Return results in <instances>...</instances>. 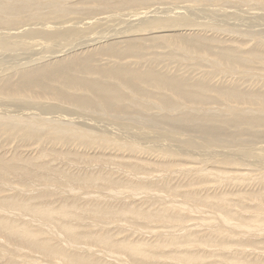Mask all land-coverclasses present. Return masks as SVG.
Wrapping results in <instances>:
<instances>
[{"label": "bare ground", "instance_id": "obj_1", "mask_svg": "<svg viewBox=\"0 0 264 264\" xmlns=\"http://www.w3.org/2000/svg\"><path fill=\"white\" fill-rule=\"evenodd\" d=\"M67 1L69 2L71 0H0V25H5V24L7 25V23H10L11 21L16 20V19L19 20V19L23 18L24 16H26V18H27V14H29V16L33 19H37V20L41 19L42 20L43 18L41 16L40 11L43 9L48 11V14H47L48 16L55 17L58 20H60V18H62V20H63V19H65L63 17H65L68 14L71 15V13H73V12H70V9L66 5ZM89 1L91 3H94L93 5H96L95 3H97V2L100 4V3H103L104 1H109L110 3L112 2L113 4H118V5H116L117 8L118 7L122 8L125 5L127 6L128 4H134V3L142 4V3L146 2V0H89ZM194 1H196V2H221V1H226V0H194ZM236 2L244 3L247 6L253 5L256 7H260L261 9H259V10H264V7H263L264 6V0H260V1L259 0H236ZM104 3L107 4V2H104ZM72 4H73V2H72ZM208 7H210V8L212 7V8L209 10H200V12H203V14L201 13L203 15V17H204V15L206 16L207 13L210 15L209 18L211 20H208L207 25H205V26L192 25L190 23L189 19L187 18L189 16L184 12L185 10L184 11H180V10L178 11V10H176L177 8L174 10L169 9V8H166V9L157 8L156 10H153V11L147 10L145 12H139V14L136 13V14L131 16V22H133V23L130 24L129 26H130V30L132 31V33L133 32H135V33H143V32L151 33V31H153V30L164 31V30H174V29H178L181 27H187L190 30H194L193 28H198L199 30L209 31L208 33L214 32V33H216L215 35H218L219 33L226 34V35L230 34L231 39L233 38L232 42L228 41V42H230L229 44H227V42L224 43V42L216 39L215 37H196L193 40H191V42L187 43L188 46H193V47H187V45L184 41H181L178 44H174L173 45L174 50L172 52H170L169 54H167L168 55V63H170L169 59L177 62V60H184L185 58L188 57L187 59L192 62L190 67H182L179 65V67L176 68V67H173L170 65L167 68H173V69H167V72H163V71L159 72L155 68H152L150 66H148L150 68H146V69H141V68L136 69L135 67H134L135 69H133V68H131V66H123L122 67V65H121V67H118L117 69H113V68H100V69H98V67H94L93 65H90L91 63H93V61L91 58L87 57L88 59L87 58H85V59L81 58V60H70V62L66 63V64L59 63V64H56L53 66L49 65V66H45L42 68L36 67L35 69H32V70L22 69V71H20V70L18 71L17 80L15 79L14 81H12V79L9 78V76L11 77V75H12L11 73H10V75L8 74L10 69L9 70L7 69L8 71L5 69L7 71L8 78L1 79L2 81L0 82V96L2 93L4 94V92L5 93L10 92L13 95H16V98H19V100H24L25 104L18 106V107L16 106V108L14 110L12 109L10 111L7 110L6 108L0 107V137L6 136L8 140H14L15 138H19V142H20V137H21V140L24 141L28 147L35 146V149L42 150L40 152V155H43V158L46 157L45 154H43V153L47 152L46 148H52L49 151H53L54 146H56V147L57 146H61V147L68 146L69 150H71V153H73L74 155L76 154L77 155L76 157L81 159L84 156L92 155L91 153H93V156H95L96 153H98L97 155H102V154H103V156L105 154L107 155L108 153H110L111 149L109 147L112 144H114L115 148H118L116 151L120 156L124 157L123 155H124L125 151H122V149H131L130 153L132 154L131 156H133V155H135V152L132 150L133 147L137 144H140V145L144 144V142H142V143L141 142H131L130 137L128 136L127 133H124V131L118 132V133L117 132L112 133V132L105 130L104 125H103V129L100 128L98 126L99 123H97V125L94 126V124H96V122L89 120L90 118L87 120L83 119L82 116L84 114L78 115L76 117H69L67 115H65V116L62 115V117H58L57 112L64 110L63 107L52 106L53 108L48 110L49 112L52 111V113H49L50 114L49 118L45 117L46 113L43 115L41 113L42 111H40L39 109L34 108L35 111L38 113H35V111H32L33 108L31 110L25 109L26 107L31 106V104L28 106L26 104H29L28 102L33 101V100H31L29 98L24 99V96H22V92L24 90H28V89L29 90L30 89H35V90L38 89V92H40V90H41V92H42L41 94H45L47 96H50L52 98L59 100L62 103L61 104L62 106H64L65 104H70V105L75 106L76 109L78 110V112L79 111L80 112H84V111L85 112H92L93 115H95V116L103 115V116H106L113 121L120 119L121 118L120 116H125V119L126 118L129 119L127 116L133 115L132 117H136L134 120H142L143 117H141V116H143V115L146 116L145 119L148 121V123L145 124L143 122L144 123L143 124V123H141V121H139L137 123H140L141 124L140 126H146V127L152 128V129H154V131L158 130V131H164V132H171L172 133V134L166 133L168 135V137L170 138V140H167L166 138L163 137V139L166 141L165 144L160 143V144H157L156 146H153L152 144L149 145L150 142L146 143L147 145H149L148 146L149 148H152V149L154 148L156 150H159L160 152L163 153V155H168L166 157H169V158H172L173 155L179 154L180 152L186 158L187 157L193 158V156H194V155L192 156V154L189 155V153L184 151L187 148H182L181 151H179V152L176 150L177 148L176 149L170 148L171 143L169 141H175L176 142V140H178V141L181 140L179 138H181L182 136L179 137V134H178V132H180V131H183L187 135H189V136H187V139H185V140L183 139L184 140L183 144L185 146H194L196 144H201V145L207 144L210 147L211 146L217 147L218 145L220 146L223 142L230 141V140L232 141V143L237 141V140L246 143V141L243 140L244 138L243 139L241 138V134H243V133H245V135L247 134L248 136H250L251 140H253V141L256 140V142H257V139L259 140L260 137L264 136L262 134V133H264V32L263 31L255 32L253 30L255 28H258V27L264 28V25H261V23L259 24L260 20H262V23L264 22V13H260V14L257 13L256 16L254 15L256 18L252 17L253 19H251V20L247 19L246 20V22L250 26L251 25L255 26V28L253 30H251V28H250V30H246V29L244 30L243 28H242L243 30H240V29H238V26L237 27L231 26L232 24L230 26L224 25V23H222V21H224V19L221 21V20H217L218 18L217 19L214 18L215 15L212 12H210L212 9L214 10L213 6H207V8ZM215 10H216V8H215ZM189 11H190V9H189ZM219 11L221 12L223 10H219ZM77 12L78 11H76V13ZM227 12H230V14ZM227 12H225L224 14L222 13L221 16H223L225 14L226 15L224 17H226V18L228 16H230V17L234 16L231 13L232 12L231 10L227 11ZM196 13L198 14V12H196ZM43 14H45V13H43ZM169 14H171V15H169ZM201 14H200L199 18L197 15H194V17H197L195 19L198 21H201V20H199L202 17ZM71 17H72V15H71ZM230 17H228V18H230ZM106 18H109V16ZM206 18H208V15L206 16ZM45 19H43V21ZM66 19H67V17H66ZM203 19H202V21H203ZM28 20H31V19H28ZM48 20H50V19L48 18ZM95 21H96V19H95ZM105 21H107V20L105 19ZM23 22H24V18H23ZM25 22H26V20H25ZM99 22H100V20L99 21L97 20V23H99ZM230 22H231V20H230ZM233 22L235 24L236 20L234 21V19H233L232 23ZM26 23H28V22H26ZM30 23H32V22L30 21ZM228 23H226V24H228ZM236 23H238V19H237ZM247 23H246V25H247ZM17 24H19V23H17ZM20 25H22V24H20ZM32 25H34V24H32ZM42 25H44V24H42ZM98 25H100V24H98ZM241 25H244V24H241ZM221 26H227V28H223ZM34 27L35 26H33L32 28H34ZM74 27H71V28L76 29ZM116 29L113 30L112 32L117 34L116 31H118V27ZM8 30H10L9 32H11L12 29H8ZM82 30H84V28ZM110 31H111V29L108 32H110ZM128 32H130V31H128ZM78 33H79L78 31L71 30V29H59V30H56L54 32L53 31L52 32H40L38 34V36H42V37H46V38L49 37L52 40H60V41L63 40L64 41L69 37L77 36ZM120 33H121V30H120ZM1 34H0V49L2 51H4V50H6V49H4L5 47H8L9 45L12 46L14 44H11L12 40L10 41L8 39V38H10L9 36L4 37V36H6L5 34H7V33H4L3 36H1ZM10 34L13 36L16 33H10ZM29 34H31V33H29ZM207 35H209V34H207ZM22 36H24V35L22 34ZM86 36H88V35H86ZM116 36L118 37V35H116ZM84 37H82V38L83 39L88 38V37H85V38ZM93 37L91 39L88 38V40H86V41L83 40L84 42L83 41L80 42L82 39H79V40L77 39L79 41V43L72 44L70 47H66V49L63 47L65 50L61 53L59 50V55H61L62 53L66 52L67 50H70V49L71 50H73V49L77 50L79 48L85 47L84 43L88 44L89 42H93V44H95L96 42L100 41V44H101L103 39L106 38V37L102 36V34H101V36L96 37V39ZM113 38H114V36H113ZM40 39H39V42H40ZM47 40H49V39H47ZM47 40H45V41H47ZM68 40H70V39H68ZM28 41H30V40H28ZM60 41H58V42H60ZM16 42H17V39H16ZM50 42L49 43L46 42L45 44H50ZM103 42H105V41H103ZM135 42H137V45L136 44H129V45H126L125 47L123 46V48H121V47L120 48L110 47L108 49H104L101 51H105L108 54H111V55L116 56V57H120L122 59L126 58V57H130V56H133L135 58L137 57V59H138V57L143 56V54H142L143 50L149 48V46L143 47V45H141V42H142L141 40H137ZM33 43H34V45H36L35 42H33ZM72 43H74V42H72ZM21 44L24 45L23 43H21ZM59 44H56V45H58L57 48H55L57 51H58V48L60 49ZM31 45H33V44H31ZM259 45L261 46V48H258ZM14 46H16V45H14ZM29 46H30V43H28V47ZM44 47H46V46H44ZM151 48H153V47H151ZM56 50H54V52ZM49 53L52 54L51 51ZM66 53H69V52L67 51ZM56 54H58V53H56ZM35 55H37V53H35ZM54 55H55V53H54ZM57 56L58 55H56L54 57L57 58ZM108 56H107V58H108ZM50 59H52V58H50ZM66 59H68V58H66ZM113 59H114V57H113ZM101 60H102V58H101ZM148 61H149V59H148ZM154 61H153V63H155V65L159 64V60H157L156 62H154ZM28 63H29V61H28ZM4 67H6V66H4ZM189 71H191L192 73H189ZM2 75H0V77ZM16 75H17V73H16ZM95 75L103 76V77H107V78L109 77L110 81H101L99 79H95L93 77ZM220 78L223 80H230L231 84L227 85V84H221L220 83V85H219L218 83H216V81ZM115 80H117V81H115ZM240 81H242L244 84H247V85L242 87L241 85L238 84ZM136 82L138 84H140V87H138L136 85ZM35 90H34V92H35ZM31 91H33V90H30V92ZM141 96L147 99L146 103L143 104V103H140L139 101H137V98L141 97ZM174 99H176V101H174ZM26 100H27V102H26ZM213 102H216V103H213ZM220 102L227 104L228 106H223V107L216 106V107H213L211 109H206L203 107L204 105H208L210 103H213L215 105H221ZM21 103H23V101ZM13 105H16V104H13ZM43 109H44V107H43ZM230 109L233 110L234 112H232ZM70 110H72V109H70ZM72 111H74V110H72ZM171 115H173V116L171 117ZM123 119L121 118V120H123ZM109 129H111V128H109ZM119 129L120 128H118V130ZM122 134H124V136H121ZM146 136L147 135L142 134V140L143 141H145ZM194 136L197 137V140L194 139ZM37 137H39L40 139L44 137V139H42V141L40 139L39 140L37 139L38 141L35 142V140H36L35 138H37ZM147 137L150 138L151 140L154 139L153 138L154 136L152 134H150ZM159 138H161V137H159ZM115 139H118V140L115 141ZM248 139H249V137H248ZM131 140H132V138H131ZM154 140H155L154 142H156V139H154ZM260 140H262V138ZM179 142H181V141H179ZM237 142H235V143H237ZM262 142H264V141H262ZM228 143H230V142H228ZM235 143H234V145H235ZM231 146L234 147L233 145H231ZM196 147H198V146H196ZM240 147H241V145H240ZM248 148H250V149H247V148L242 149L241 152L237 153L238 156L235 153H233V154H235V156H237V158L243 160L244 162H246V161L252 162L253 163L252 165H254V166H256L258 164H260L261 166H264V147L262 148V151H263L261 153L262 155L261 154H255L254 150L251 149V147H248ZM204 150H205V148H204ZM204 150L202 152L200 150L199 151L197 150V153H198V157L201 156V159H207L208 158V160H206V162L204 161L206 165L210 164L208 162H210L211 158H216L219 160L222 159L223 160L222 163H225V164L231 165L233 163H236V161L233 160L234 158H233L232 154H231V156H226L222 152V151H224L223 149H222V151H217V152L213 151V150H212L213 151L212 152L211 150H209V151H207V153H205L206 151H204ZM21 151H22V149H21ZM58 151H59V149H58ZM224 152L227 153L226 150ZM210 153H212V154L210 155ZM257 153H259V152L257 151ZM12 154H14V156L10 160L11 164H8L9 160H7L8 162H6L3 160L4 158H0V177L1 178H3L5 172H7L9 174L8 170L11 171L10 169H12L15 171L17 170V172L15 174L16 175L19 174V176L16 178L17 179L21 178L20 179L21 181H23L22 179H27V181H28L29 178H30V180H32V179L35 180V177H37V179H39L42 183L47 184V185L42 184V185H44V187H48V186L52 185V183L53 184L55 183L51 180H48L50 178L49 176H48V179L40 178L38 176H34L33 175L34 173L28 172V170L26 168L20 167V169H15L16 165L15 166L13 165V163L15 161L20 162V163H26L28 166H32L34 164L31 162V159H24L25 156L23 158H21V157L16 158L15 153H12ZM37 155H38V152H37ZM227 155H228V153H227ZM131 156L129 158H132ZM151 156H153V155H151ZM163 157H165V156H163ZM125 158L129 159L128 156H126ZM139 158H140V156H139ZM111 159L112 160H110L109 162H112L114 166L120 165V164H118L119 162L117 161V159H118L117 156L113 157L111 154ZM122 160H124V159H122ZM122 160L119 159V161H122ZM163 161L164 162L162 165H165V166H168L173 162V160H171V159L167 160L165 158L163 159ZM197 161H200V160H197ZM204 162L202 161V163H204ZM81 163H83V162H81ZM244 164H246V163H244ZM12 165L15 168H13ZM83 165H84V163H83ZM47 166H48V164H47ZM47 166H46V164H42V169L47 170V168H48ZM80 167H81V165H80ZM126 167L131 168L130 172L135 171L136 174H146V172H147L146 168L142 167L141 165H139V166L137 165V167H132V166H126ZM222 167H224V166H222ZM17 168H19V167H17ZM61 168H62V166H61ZM157 168H158V166H157ZM34 169H35V167H34ZM48 169H50V168H48ZM148 172H149V170H148ZM162 172H165V171H162ZM10 175H12V174H10ZM216 176H218V175H216ZM61 177H63V176H61ZM152 177H154V176L152 175ZM152 177H151V179H152ZM261 177H262V175H261ZM6 180H8V179H6ZM66 180L68 181V179H66ZM66 180H65V183H66ZM240 180H241V178H240ZM60 181L62 182L63 180H60ZM155 181L156 180H154V182ZM84 182L90 186L101 187V185L100 186L97 185V182H98L97 178L92 177V176L90 177L87 175L82 176V173L78 174V176H74V177H72V179H70V183H72V184L74 183V185L78 183L80 186H82ZM56 183L57 184H54L55 186L61 185V184H59V182H56ZM2 185L4 186L5 184H2ZM105 185H111L112 187L113 186H116V187L125 186L128 188V185L126 183H123V184L117 183V182H114L112 179L110 182L107 181V183ZM152 185L151 186L149 185L150 186L149 190L153 188ZM10 186H12V185H10ZM13 186H14V184H13ZM67 186H69V185L64 184V187H67ZM83 186H82V188H86ZM153 186H155V185H153ZM34 187L35 186L28 183V189H25L26 187H24L22 192H20L18 195L13 194L12 196H10L11 195L10 194L9 195L10 197L0 198V213L2 215H6V216H9L11 218V220H9L7 218H3L0 215L1 216L0 217V241H2V243H3V240L7 241L9 239H12L11 245H13L14 248H17L16 245L18 246V249L22 250L25 248L27 250V252L23 255L26 256L27 259L30 260V262H28V264H42V263H46V264H100V263L92 262L88 258L87 253H86L87 257L82 256L84 254V252H86L87 250L86 251L83 250L84 252L81 256L79 254L76 255V250L74 249V247H76V246L79 247L81 244H83V242H82L83 240L81 239V237L75 238V236H74L75 229L74 228H71V227H60V228H58L59 234L61 233L63 236L66 235L69 237V240L67 239L68 242H65L67 244L66 245L62 244V246H61L59 241L54 242V240H52V239L43 242V240H41V237H36V231L31 232L30 230H28L25 227L27 224L26 222H23L21 225H20V223H17L18 221L22 220V216H21L22 213L29 214L32 218H36V219L39 218V219L43 220V222H46L47 220L52 219L54 216L58 217V216L66 215L65 212L67 211V205H65V206L62 205L59 208L53 209L52 206L50 207V205H48L47 203H42L40 205L39 204H31V202L39 201L40 198L45 196V194L35 193L36 191L34 190ZM64 187L62 186V188H64ZM78 187H75V188L77 189ZM159 187L156 186L154 189L158 192L162 191L161 189H163L169 195L176 196V190H178V189L174 188V189L170 190V189H168V187H165V188H163V187L159 188ZM4 189H5V187H4ZM56 189H58V188H56ZM12 190L10 189V191H12ZM65 190H66V192L71 191L70 188H68V189L65 188ZM120 190L121 189H119L118 192H116V194L120 193ZM3 191H5V190H3ZM3 191H1V192H3ZM44 191H46V190H44ZM50 191H52V190H50ZM56 191H58V190H56ZM61 191H62V189H61ZM138 191H139L138 189L131 188L130 191L127 192V194H128V196L132 195V197L130 198V197L126 196V197H128V198H125L126 204H120V206H116V207H115V205H116L115 202L111 203L107 207H104V206L99 207V206L93 205L92 207L89 206L90 207L89 208L83 204V206H85V208H83V214H84V211L88 210V212H91V214H92L91 219H92V216L95 215V216H99L101 218H105V220L108 218H117L118 219V217L126 218V216H132V217H135V218L137 217V218L143 219V220L145 219V221H160V222L180 223L185 219V218L178 215V214H185V212H184V210L186 211L185 208L177 209V210L174 208H172V209L171 208H165V210L170 212V213L165 212V210L164 211L162 210L163 212H161L160 210L158 211V210L153 209L154 210L153 213L150 210V211H148L150 213L147 214L148 212L143 211V209H142L143 206H138L139 204L136 205L135 202H132L136 198L134 196V193L138 192ZM208 191H211V190H208ZM47 192H48V190H47ZM53 192H54V190H53ZM77 192L81 193V191H76V193ZM14 193H16V191ZM23 193L28 195L27 199H23V198L20 199V195H23ZM59 193H62V192H59ZM76 193H74V194L76 195ZM113 193H110V194H113ZM199 193H201V192H199ZM4 194H7V193H4ZM83 194H86V193H83ZM94 194H96V193H94ZM103 194H105V192ZM90 195H89V197H90ZM114 195H115V193H114ZM158 195H160V194H158ZM263 195H264V193H263ZM51 196H52V193H51ZM62 197H63V194H62ZM73 197H71V198H73ZM78 198H79V194H78ZM108 198H110V197H108ZM197 198H198L197 194L188 193L185 195L186 202L188 200H190V201H193L195 204H197L198 206H201V207H212L214 205L220 204V202L226 203V201H227L224 197H212V198H205V199L204 198L197 199ZM74 199L75 198H73V200ZM110 199H112V197ZM110 199H109V201H112ZM118 199H120V198H118ZM118 199H116V200H118ZM263 199H264V196H262V201H263ZM90 200H91V198H90ZM64 201H66V200H64ZM64 201H63V203H64ZM67 201H68V199H67ZM97 201H99V200H97ZM105 201H107V199ZM71 202H72V200H71ZM75 204H76V202H75ZM142 204H145V203H142ZM263 204H264V201H263ZM73 205H74V203H73ZM73 205L70 204V206H73ZM159 205H160V203H159ZM161 205H163V204H161ZM161 205L159 208H161ZM251 205L245 206V208L247 210H253V212L256 211V207L251 206ZM80 206H81V204H80ZM175 207H178V206L175 205ZM216 210L219 212V221H221V225H219V227L221 226L222 228H224V226H228L232 223H235V221H236V223H239V225L237 227L243 226L242 224L244 223V221H245V223L246 222H253L252 225H249V223H246L249 225V228H251L252 226L254 228H259V224H262V220L259 219L258 213L257 214L255 213L256 216L251 215L252 218H243V217L239 216L236 211L228 210L225 208L223 210L222 209L221 210L216 209ZM174 211H176L177 213ZM222 211H225V213H222V216L220 217V214ZM158 212H160V213H158ZM261 212H263V211L261 210ZM173 213H176V214H173ZM151 214H155L156 216L151 215ZM95 216H94V218H95ZM246 217H248V215ZM59 219H62V218H59ZM84 219H86V218H84ZM133 220H134V218H133ZM88 221H89V219H88ZM91 221H93V220H91ZM91 221H89L88 223H90ZM135 223H137V222H135ZM62 224H63V222H62ZM82 224H83V222H82ZM92 224H94V223H92ZM52 226H55V225H52ZM76 226H75V228H76ZM96 227H97V225H96ZM174 227L177 228V226H174ZM219 227L217 229H219ZM93 228H94V226H93ZM230 230L231 229H229V231ZM82 231H83V229H82ZM220 231L224 232V231H222V229H220ZM132 232H134V229ZM179 233H181V232H179ZM170 234H171V232H170ZM37 235H39V234H37ZM78 235H79V233H78ZM186 235H187V237L184 236L182 238L183 241H181L180 238L174 237L171 239L167 238L164 241L159 240V242H154V243H152L153 242V240H152L151 244H148V245H146V244L145 245H141V244L138 245V244H134L135 242L134 243H128L124 240H123L124 242H122V241L121 242H119V241L112 242V240L116 236L115 237L113 236L114 237L113 239H111V238L109 239L108 238L109 236H108V234H106V232H105V234H102V233L99 234L98 233L94 237L89 236L90 238H86V239L88 241L94 243V244H97V245L102 244L105 247H107L108 250H116V251H120V252H126L128 258L134 264H158V263H153V262L147 261L150 258V256H153L148 249H154L155 250V247H159L158 249H160V248H164V247H171L170 245H175V244H176V246H178V245L183 246L185 244H198L199 246L204 247V246L209 245V243H210L213 247L217 248L216 253L219 255H220L221 251L226 252L230 248L228 238L224 237V236L229 235L227 233L224 234L222 236V238L215 236L216 239L212 240L214 242V245H213L212 241H209L207 239L197 240L190 233H186ZM217 235H219V234H217ZM161 236H163V235H161ZM201 236H203V235H201ZM151 238H153V237H151ZM162 238H164V237H162ZM45 239H47V237H45ZM250 240H251V238H250ZM237 242H240V244L243 243L241 241H237ZM263 244H264V242H263ZM246 245L248 247H251V248L255 247L253 242H248V243L246 242ZM6 248H8V247H6ZM79 248H81V246ZM89 250H90V248H89ZM194 254L187 253L184 251H176L174 253L164 254V256L169 260V262H171V264H207L206 263L207 261H205L206 259L207 260H209V259L214 260V258H212V255H214V254H211V253H207L209 258H206L204 255H197V254L194 255ZM115 256H117V255H115ZM4 257H6V262L4 264H17V261L20 262V260H19L20 258L18 259L17 256L12 253V251H11V253L5 252L4 255H0V259H2ZM89 257L93 258L94 256L91 257V255H90ZM233 257H234V262L236 263V257L235 256H233ZM157 258H159V257H157ZM162 258H163V256H162ZM203 258H206V259H203ZM254 259H256V260H254ZM254 259H253L254 264H264V263L260 262L261 260H257L258 258H254ZM262 259H264V258H262ZM94 260H95V258H94ZM232 262L233 261H229L228 264H232ZM162 263L164 264V262H162ZM0 264H2V262ZM211 264H221V263H219L215 260Z\"/></svg>", "mask_w": 264, "mask_h": 264}, {"label": "rangeland", "instance_id": "obj_2", "mask_svg": "<svg viewBox=\"0 0 264 264\" xmlns=\"http://www.w3.org/2000/svg\"><path fill=\"white\" fill-rule=\"evenodd\" d=\"M72 2H73V4H72ZM89 2H90L89 0L88 1L87 0H71L69 2L67 1L66 5L70 9V12H73V13H71L72 17L70 14H68L65 17H63V18H65L63 20H62V18H60V20H58L55 17L48 16L47 15L48 11L43 9L45 12L43 10H41L40 13H41V16L43 19L46 18L44 21H43V19L42 20L41 19H38V20L33 19L29 16V14L26 13L27 18H26V16L23 17L24 22H23V18H21L19 20L18 19L13 20L10 23H7V25L6 24L0 25V30H1L0 34L2 33L1 36H3L4 33H7V34H5L6 36H4V37L9 36L10 38H8V39L10 41L11 40L13 41V42L11 41V44L16 45V46L9 45L8 47L4 48L6 50L3 49L4 51H2L0 49V71H1L0 75L3 74L0 77V82L2 81L1 79L8 78V74L10 75V73L12 75H11V77L9 76V78L12 79V81H14L15 79L17 80L18 71L19 70L22 71V69L32 70V69H35L36 67L42 68V67L49 66V65L53 66V65H56L59 63L66 64V63H69L70 60H81V58L85 59L87 57L91 58L93 61V63H91L90 65H93L94 67H98V69H100V68L117 69L118 67H121V65H122V67L123 66H131V68H133V69H135V68L136 69H138V68L146 69V68L152 67V68H155L159 72H162V71L167 72V69H173V68H167L170 65L173 67H176V68L179 67V65L182 67H190L192 62L187 59L188 57L185 58L184 60H177V62L169 59L170 63H168V55L167 54H169L170 52H172L174 50V48H173L174 44H178L181 41H184L187 45L188 42H191V40H193L196 37H215L216 39H218L224 43L227 42V44H229L230 42H228V41L232 42L233 38L231 39L230 34L226 35V34H221V33L218 34L217 33L218 35H215L216 33H214V32L208 33L209 31L199 30L198 28H193L194 30H190L187 27H181V28L174 29V30H164V31L153 30V31H151V33H148V32H146V33L145 32H143V33L133 32L132 33V31L130 30V26H129L130 24L133 23V22H131V16L136 14V13L139 14V12H145L147 10L153 11V10H156L157 8H159V9L169 8V9H173V10L177 8L176 10H178V11L179 10L180 11L185 10L184 12L189 16L187 18L189 19V21L192 25L205 26V25H207V21L211 20L209 18L210 15L206 12L209 19L206 18L207 15L206 16L204 15V17H203V15H202L203 12H200V10H209L212 7L207 8V6H213L214 10L212 9L210 12H212L215 15V17L213 16L214 18H216V19L218 18L217 20L222 21L224 19V21H222V23H224V25L230 26L232 24L231 26H234V27L238 26V29H240V30H243V29L244 30L245 29L250 30V28H251V30H253L255 28V26H252V25L250 26L246 22V20L247 19H250V20L253 19L257 13H259V14L264 13V10H259V9H261L260 7H256L253 5L247 6L244 3L236 2V0H226V1H221V2H196L194 0H146L145 3L128 4L129 6L125 5L122 8H119V7L117 8L116 5H118V4H113L112 2L110 3L109 1H104V2H107V4L104 2L99 4L97 2V3H95L96 5H93L94 3H91V2L89 3ZM215 8H216V10H215ZM189 9H190V11H189ZM219 10H223V11L220 12ZM230 10L232 11L231 13L234 15L233 17L228 16L231 19L228 17L227 18L224 17L226 14L221 16L222 13L224 14L225 12L230 11ZM76 11H78V12L76 13ZM196 12H198V14ZM43 13H45V14H43ZM227 13L230 14V12H227ZM200 14L202 17L199 20H201V21H198L195 19L197 17H194V15H197L199 18ZM169 15H171V14H169ZM108 16H109V18H106ZM66 17H67V19H66ZM48 18L50 20H48ZM28 19H31V20H28ZM95 19H96V21H95ZM105 19L107 21H105ZM202 19H203V21H202ZM227 19L228 20L230 19L231 22H230V20L228 21ZM233 19H234V21L236 20V22L238 19V23L235 22L236 25L234 24V22L232 23ZM25 20L28 23H26ZM97 20L98 21L100 20L101 23L100 22L97 23ZM30 21L32 23H30ZM260 21H259V24L261 23V25H264V22L262 23V20H260ZM17 23H19V24H17ZM226 23H228L229 25ZM246 23H247V25H246ZM20 24H22V25H20ZM32 24H34V25H32ZM42 24H44V25H42ZM98 24H100V25H98ZM241 24H244V25H241ZM33 26H35V27L32 28ZM227 26H221V27L227 28ZM71 27H74L76 29H72ZM117 27H118V31H116L117 34L113 33L112 31L115 30ZM28 28L29 29L31 28V29L29 30ZM58 28L59 29H71V30L78 31L79 33L77 36L69 37L64 41L63 40H61V41L60 40H52L49 37L46 38V37L38 36V34L40 32H52V31L54 32L56 30H59ZM83 28H84V30H82ZM8 29H12L11 32H9L10 30H8ZM110 29H111V31L108 32ZM255 29L253 30L255 32H257V31H263L264 32L263 27L262 28L258 27ZM120 30H121V33L123 35L120 33ZM127 30L130 32H128ZM10 33H16V34L12 36ZM29 33H31V34H29ZM22 34L25 37L22 36ZM101 34H102V36L106 37L105 39H103V41H105V42L102 41L101 44H100V41H98L99 43L96 42L95 44H93V42H89L88 44L84 43L85 47L79 48L77 50L76 49H73V50L70 49V50H67L69 53H66L67 52L66 51V52L62 53L63 55L62 54L59 55V50H60V53L63 52L66 49V47H70L72 44L79 43V41H78L79 39H82L80 42H82L83 40L86 41V40H88V38L91 39L93 36H94L93 38L96 39V37L101 36ZM115 34L118 35V37ZM207 34H209V35H207ZM86 35H88V36H86ZM84 36L88 37V38H85ZM113 36H114V38H113ZM82 37H84L85 39H83ZM16 39H17L18 43L16 42ZM39 39H40V42H39ZM47 39H49V40H47ZM68 39H70V40H68ZM28 40H30V41H28ZM45 40H47V41H45ZM137 40L142 41L141 45H143V47L149 46V48H150V49L149 48L144 49L142 52L143 56L138 57V59H137V57L135 58L133 56L126 57V58L122 59L120 57H116V56H113L111 54H108L105 51H101L104 49H108L110 47H118V48L121 47V48H123V46L125 47L126 45H129V44H136L137 45V42H135ZM48 41L49 42L51 41L50 44H45L46 42L49 43ZM58 41H60L61 43ZM27 42L30 43L29 47H28ZM33 42H35V44L37 46L34 45ZM72 42H74V43H72ZM21 43H23L24 45H22ZM31 44H33V45H31ZM56 44H59V47H60V49L58 48V51L55 49L58 46ZM44 46H46V47H44ZM151 47H153V48H151ZM187 47H193V46L187 45ZM258 48H261V46L259 45ZM54 50H56L57 52L56 51L54 52ZM50 51L52 52V54L49 53ZM35 53H37V55H35ZM54 53H55V55H54ZM56 53H58V54H56ZM56 55H58L57 58L54 57ZM107 56H108V58H107ZM113 57H114V59H113ZM50 58H52V59H50ZM66 58H68V59H66ZM101 58H102V60H101ZM109 58L110 59L112 58V59L110 60ZM148 59H149V61H148ZM157 60H159V64L155 65V63H153V61L156 62ZM28 61H29V63H28ZM4 66H6V67H4ZM148 66H150V67H148ZM5 69L6 70L10 69L8 74H7L8 70L6 71ZM16 73H17V75H16ZM189 73H192V72L189 71ZM93 77L95 79H99L101 81H110L109 77L107 78V77L98 76V75H95ZM115 81H117V80H115ZM216 83H218L219 85H220V83L221 84H227V85L231 84L230 80H223L221 78L218 79L216 81ZM238 84L241 85L242 87L247 85V84H244L242 81H240ZM136 85L138 87H140V84H138L137 82H136ZM30 90H33V91L30 92ZM30 90L29 89L24 90V91L22 90L23 91L22 96H24V99L29 98V99L34 101V102L33 101L28 102L29 104H26V105L28 106L31 104V106L26 107L25 109L31 110L33 108L32 111H35V109H39L40 111H42L41 113L43 115L46 113L45 117L49 118L50 117L49 113H52V111L49 112L48 110L52 109L53 108L52 106L63 107L64 110L57 112L58 117H62V115L63 116L67 115L69 117H76L78 115L84 114L82 116L83 119L87 120L90 118L89 120L96 122V124H94V126L97 125V123H99L98 126L100 128L103 129V125H104V129L109 131V132H112V133H115V132L118 133V132L124 131V133H127L128 136L130 137L131 142H141V143L144 142V144L143 145L137 144L133 147L132 150L135 152V155H133V156H131L132 154L130 153L131 149H122V151H125L124 155H123L124 157L120 156L116 151L118 148H115L114 144H112L109 147L111 149L110 153H108L107 155L106 154L104 156H103V154L97 155L98 153H96V155L93 156V153H91L92 155L84 156V157H82L83 159L82 158L79 159L78 157H76L77 156L76 154L74 155L73 153H71V150H69L68 146H63V147L54 146L53 151H49L52 148H46L47 152L43 153V154H45L46 157L43 158V155H40V152L42 150L35 149V146L28 147L27 144L21 140V137H20V142H19V138H15L16 140L15 139L14 140H8L6 136L0 137V158H4L3 159L4 161L8 162L7 160H9V162H10V160L14 156V154H12V153H15L16 158H18V157L23 158L25 156L24 159H31V162L34 165L36 164L35 166L34 165L28 166L26 163H20V162L15 161L13 163V165L14 166L16 165L15 166L16 168L12 165L13 168H15V169H20V167L26 168L28 170V172L34 173L33 174L34 176H38L40 178L48 179V176H49L50 178L48 180L55 182L54 184H57L56 182H59V184H61L63 187H64V184L69 185L67 187L71 189L70 192L69 191L66 192L65 188L68 189L67 187L62 188L61 185L55 186L53 183H52V185H50L48 187H44V185H47V184L42 183L39 179H37V177H35V180L34 179L30 180V178H29L28 181H27V179H22L23 181H21L20 180L21 178H18V179L16 178L19 176V174H17V175L15 174L17 172V170L16 171L12 170V169H10L11 171L8 170L9 174L7 172H5L3 178L0 177V189L2 188L0 190V195H1L0 198L10 197L13 194L18 195L20 192H22L24 187H26L25 189H28V183H30L33 186H35L34 187V190L36 191L35 193L45 194V196L40 198L39 201L31 202V204H39L40 205L42 203H47L48 205H50V207L52 206L53 209L59 208L62 205H64V206L67 205V211L65 212L66 215H64V216H58V217L54 216L52 219L47 220L46 222H43V220H41L39 218H37V219L32 218L29 214L22 213L21 214L22 220L18 221L17 223H20V225H21L23 222H26L27 224L25 227L28 230H30L31 232L36 231V237H41V240H43V242L52 239V240H54V242L59 241L61 246H62V244L63 245L67 244L65 242H68L69 237L66 235L63 236L61 233L59 234L58 228H60V227L74 228L75 229V232H74L75 238L81 237V239L83 240L82 241L83 244L80 245L81 248H79L80 246L74 247V249L76 250V255L79 254L81 256L83 254V252L87 250L86 252H84V254L82 256L83 257L88 256V258L92 262H96V263H100V264H116V263L117 264H134L128 258L126 252H120V251H116V250H108V248L105 247L104 245H102V244L97 245V244H94V243H92L86 239V238H90L89 236L94 237L98 233L99 234H101V233L105 234V232H106V234H108L109 239L110 238L113 239L116 236L112 240V242H115V241L116 242L117 241H119V242L126 241L128 243H134L135 242L134 244H138V245L139 244L148 245V244H151L152 240H153L152 243H154V242H159V240L164 241L167 238L171 239L174 237L180 238V240L183 241L182 238L184 236L187 237L186 233L192 234V236L194 238H196L197 240L207 239L209 241H212V240L216 239L215 236L222 238V236L227 233L229 235L224 236V237L228 238L230 248L226 252L221 251L220 255L216 253L217 248L213 247L210 243H209V245L204 246V247L199 246L198 244H185L183 246H181V245L176 246V244H175V245H170L171 247H164V248H160V249H158L159 247H155V250L154 249H148L153 256H150V258L147 261L153 262V263H158V264H163L162 262H164V264H171V262H169V260L164 256V254L174 253L176 251H184V252L192 253V254L195 253L194 255H196V254L197 255H204L206 258H209L207 253L214 254V255H212V258H214V260L213 259L207 260L206 258H203V259H206L205 261H207L206 262L207 264H211L215 260L221 264H228L229 261H233L232 264H254V262H253L254 258H258L257 260H261L260 262L264 263V259H262V258H264V250H263L264 249V244H263V242H264V204H263L264 199L262 201V196H264L263 195V193H264V181H263L264 180V166H261L260 164L254 166V165H252L253 164L252 162H248V161L244 162L243 160L237 158V156H238L237 153L241 152V150L244 148L250 149L248 147H251V149L254 150L255 154H261L263 152L262 148L264 147V142H262V141H264V136L260 137L259 140L257 139V142H256V140L255 141L251 140L250 136H248L247 134L245 135V133H243L245 136L243 134H241V138L242 139L244 138L243 140L246 141V143L238 141V140H237L238 142L235 141L237 143H235V142L232 143V141L230 140V141L223 142L220 146L218 145L217 147H215V146L210 147L207 144L206 145L205 144H202V145L196 144L194 146H185L183 144V141L185 139H187V136H189V135H187L183 131H180V132H178V134H179V137L182 136L181 138H179V139H181V140H179L181 142H179L178 140H176V142L175 141H169L171 143L170 148H172V149L177 148L176 150L178 152L181 151L182 148H187L184 151L189 153V155L192 154V156L193 155L194 156H193V158H188V157L186 158L180 152L179 154L173 155L172 158H169V157H166L168 155H163V153L160 152L159 150H156L154 148L153 149L149 148L148 146L151 144L153 146H156L157 144H160V143L165 144L166 141L163 139V137L166 138L167 140H170V138L168 137V135L166 133L169 134L171 132H164V131H158V130L154 131V129H152V128H149L146 126H140L141 124L137 123L139 121H141V123L144 122L145 124L148 123V121L145 119L146 116H144V115L141 116V117H143L142 120H134L136 117H132L133 115H130V116H127L129 119H127V118L125 119V116H120L122 119L124 118L125 120L124 119L121 120V118H120V119L113 121V120H111L108 117L103 116V115L95 116V115H93L92 112H85V111L84 112H80V111L78 112L76 107L73 105H70V104H65L64 106H62L61 105L62 103L59 100L52 98L50 96H47L45 94H41L42 93L41 90H40V92H38V89H36V90L30 89ZM34 90H35V92H34ZM7 93L4 92V94L3 93L1 94V96H0V107L6 108L7 110L10 111L12 109L14 110L16 108V106L18 107V106L25 104L24 103L25 101L19 100V98H16V95H13L10 92H7ZM20 101L21 102L23 101V103H21ZM137 101L144 104L147 102V99L141 96V97L137 98ZM174 101H176V99H174ZM26 102H27V100H26ZM213 103H216V102H213ZM213 103H210L208 105H204L203 107L206 109H211V108L216 107V106H218V107L228 106L227 104H224L221 102H220L221 105H215ZM13 104H16V105H13ZM43 107H44V109H43ZM70 109H72L74 111H72ZM231 111L234 112L233 110H231ZM35 113H38V112L35 111ZM172 116L173 115H171V117ZM109 128H111V129H109ZM118 128H120V129L118 130ZM149 133L154 136L153 138L156 139V142H154L155 141L154 139L151 140L150 138L147 137L150 135ZM142 134L147 135L145 141L142 140ZM262 134L264 135V133H262ZM121 136H124V134H122ZM159 137H161V138H159ZM248 137H249V139H248ZM131 138H132V140H131ZM261 138H262V140H260ZM35 139H36L35 142H37L40 138L37 137ZM42 139H44V137L41 138L40 140L42 141ZM194 139L197 140V137L194 136ZM117 140L118 139H115V141H117ZM147 142H150V144L147 145L146 144ZM228 142H230V143H228ZM234 143H235V145H234ZM230 144L233 145L234 147H232ZM240 145H241V147H240ZM196 146H198V147H196ZM203 147L205 148V150ZM21 149H22V151H21ZM58 149H59V151H58ZM222 149L224 151L226 150L228 155L226 152L222 151ZM255 149L259 153H257V151ZM197 150L198 151L200 150L201 152L204 150V151H206L205 153H207V151H209V150H211V151L213 150L216 152L222 151L226 156H231V154H232V156L234 158L233 160L236 161V163H233L230 165V164L222 163L223 162L222 159L219 160L216 158H211L210 162H208L210 164L206 165L205 162H206V160H208V158L206 157L207 159H201V156L198 157ZM37 152H38V155H37ZM233 153L237 154V156H235V154H233ZM111 154L113 157L114 156L118 157L117 161L119 162L118 164H120L119 166H114L112 162H109L110 160H112ZM211 154L212 153H210V155ZM151 155H153V156H151ZM126 156H128V158L131 156L132 158L127 159V158H125ZM139 156H140V158H139ZM163 156H165V157H163ZM164 158L167 160L171 159V160H173V162L168 166L162 165L164 162L163 161ZM119 159L120 160L124 159V160L119 161ZM197 160H200V161H197ZM202 161L203 162L205 161V162L202 163ZM9 162H8V164H11V162L10 163ZM81 162H83L84 165ZM244 163H246V164H244ZM42 164H46V166L48 164L47 167L50 169H48V168H47V170L42 169ZM80 165H81V167H80ZM137 165L138 166L141 165L142 167L146 168V170H147L146 174H136L135 171L130 172L131 168L126 167V166L137 167ZM61 166L63 169L61 168ZM157 166H158V168H157ZM222 166H224V167H222ZM17 167H19V168H17ZM34 167L36 170L34 169ZM148 170H149V172H148ZM162 171H165L166 173L162 172ZM81 173H82V176L87 175L90 177L92 176V177L97 178L98 179L97 185H99V186L101 185V187L90 186L84 182L83 183L84 186L83 185L82 186L86 187V188H82V186H80L78 183L75 185H74V183L73 184L70 183V179H72V177L78 176V174H81ZM10 174H12V175H10ZM152 175L154 177H152ZM216 175H218V176H216ZM261 175H262V177H261ZM61 176H63V177H61ZM151 177H152V179H151ZM240 178H241V180H240ZM6 179H8V180H6ZM66 179H68V181ZM111 179L117 183H122V184L126 183L128 185V188L125 186H121V187L113 186L112 187L111 185H105L107 183V181L110 182ZM60 180H63V181L61 182ZM65 180H66V183H65ZM154 180H156V181L154 182ZM2 184H5V185L3 186ZM13 184H14V186H13ZM42 184H44V185H42ZM152 184L155 186H153ZM10 185H12V186H10ZM149 185L150 186L152 185V187H153L152 189H150L151 191L149 190V187H150ZM156 186L157 187L160 186L159 188L168 187V189H170V190L176 188L178 190H176V196H172V195H169L168 193H166V191L163 189H161L162 191H159V192L156 191L154 189ZM4 187H5V189H4ZM75 187H78V188L76 189ZM56 188H58V189H56ZM129 188L130 189L134 188V189L139 190L138 192L134 193V196L136 198L132 202H135L136 205L139 204L138 206H143L142 207L143 211L148 212L151 210V212L153 213L154 210H158V211L160 210L161 212H163L165 210V208H171V209L174 208L176 210L185 208L186 209V211L184 210L185 214H178L179 216H181L185 219L180 223H176V222L170 223V222H160V221H145V219L143 220V219H139L137 217L135 218L132 216H126V218L118 217V219L117 218H108L105 220V218H101V217L95 216V215H94L95 218L96 217L97 218L95 219L94 216H92V219H91L92 214H91V212H88V210L84 211V214H83V208H85V206L86 207H89V206L92 207L94 205V206H99V207H103V206L107 207L108 205H110L111 203H114V202L116 204L115 207L120 206V204H126L125 198H128V197L131 198L132 197V195L128 196V194H127V192L130 191ZM10 189L11 190L13 189V190L10 191ZM61 189H62V191H61ZM119 189H121L120 193L116 194V192H118ZM3 190H5V191H3ZM44 190H46V191H44ZM47 190H48V192H47ZM50 190H52V191H50ZM53 190H54V192H53ZM56 190H58V191H56ZM208 190H211V191H208ZM1 191H3V192H1ZM15 191H16V193H14ZM76 191H81V193L77 192L79 194V198H78V194L76 193ZM59 192H62V193H59ZM104 192H105V194H103ZM113 192L115 193V195ZM199 192H201V193H199ZM4 193H7V194H4ZM51 193H52V196H51ZM74 193H76V195ZM83 193H86L87 195L83 194ZM94 193H96V194H94ZM110 193H113V194H110ZM188 193L197 194V196H198L197 199H199V198L205 199V198H212V197H224L227 201H226V203L220 202V204L214 205L212 207H201V206H198L197 204H195L193 201L188 200L186 202L185 195ZM62 194H63V197H62ZM158 194H160L161 196ZM89 195H90V197H89ZM126 196H128V197H126ZM71 197H73L75 199L73 200V198H71ZM108 197H110V198L112 197V199H110ZM22 198L27 199L28 195L23 193V195H20V199H22ZM69 198L72 200V202ZM90 198H91V200H90ZM118 198H120V199H118ZM67 199H68V201H67ZM106 199H107V201H105ZM109 199L112 201H109ZM116 199H118V200H116ZM64 200H66V201H64ZM97 200H99V201H97ZM63 201H64V203H63ZM75 202H76V204H75ZM73 203H74V205H73ZM142 203H145V204H142ZM159 203H160V205L163 204V205H161V208H159L160 207ZM70 204L73 206H70ZM80 204H81V206H80ZM83 204L85 206H83ZM175 205L178 207H175ZM250 205L255 206L256 211L253 212V210H247L245 208V206H250ZM224 208L228 209V210L236 211L238 213V215L243 217V218H252L251 215L256 216L255 213L256 214L258 213L259 219L262 220V224H259V228H254L253 226H252L253 228L252 227L249 228V225H252L253 222H246V223H249V225H248L244 221V223L242 224L243 226L237 227L239 225V223H236V221H235V223H232L228 226H224V228H222L221 226L219 227V225H221V221H219V212L216 209H219V210L222 209L223 210ZM261 210L263 212H261ZM165 212L170 213L166 210H165ZM174 212H176V211H174ZM149 213L150 212H148L147 214H149ZM158 213H160V212H158ZM176 213H173V214H176ZM222 213H225V211L221 212L220 217L222 216ZM0 215L3 218H7V219L11 220V218L9 216L2 215L1 213H0ZM151 215L156 216L155 214H151ZM247 215H248V217H246ZM59 218H62V219H59ZM84 218H86V219H84ZM133 218H134V220H133ZM88 219H89V221L93 220L91 222L94 224H92L91 222L88 223L89 222ZM81 221L83 222V224ZM62 222H63V224H62ZM135 222H137V223H135ZM52 225H55V226H52ZM96 225H97V227H96ZM75 226L77 229L75 228ZM93 226H94V228H93ZM174 226H177V228ZM218 227H219V229H217ZM82 229H83V231H82ZM133 229H134V232H132ZM220 229H222V231H224L225 233L221 232ZM229 229H231V230L229 231ZM91 231L92 232L94 231V232L92 233ZM170 232H171V234H170ZM179 232H181V233H179ZM78 233H79V235H78ZM37 234H39V235H37ZM217 234H219V235H217ZM161 235H163V236H161ZM201 235H203V236H201ZM45 237H47V239H45ZM151 237H153V238H151ZM162 237H164V238H162ZM250 238H251V240H250ZM11 240L12 239H9L7 241L3 240V243H2V241H0V255H4L5 252L11 253V251H12V253L15 254L18 259L20 258L19 259L20 262L17 261V264H28V262H30V260L27 259V257L23 255L27 252V250L25 248L22 250L18 249L17 245H16L17 248H14V246L11 245V243H12ZM237 241H241L243 243L240 244V242H237ZM246 242L247 243L253 242L255 247H252V248L248 247L246 245ZM212 243L214 245L213 241H212ZM5 246L8 248H6ZM89 248H90V250H89ZM86 253H87V256H86ZM88 253L91 255V257H93V256L94 257L90 258L89 257L90 255ZM114 254L117 256H115ZM160 254L163 256V258ZM233 256L236 257V263L234 262ZM157 257H159V258H157ZM4 258L0 259V263L2 262V264H4L6 262V257H4ZM94 258H95V260H94ZM254 260H256V259H254ZM42 264H46V263H42Z\"/></svg>", "mask_w": 264, "mask_h": 264}]
</instances>
